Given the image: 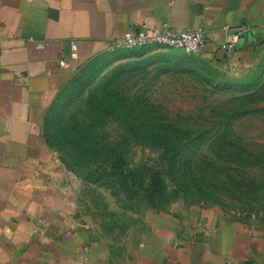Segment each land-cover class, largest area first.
<instances>
[{"label": "crops", "instance_id": "1", "mask_svg": "<svg viewBox=\"0 0 264 264\" xmlns=\"http://www.w3.org/2000/svg\"><path fill=\"white\" fill-rule=\"evenodd\" d=\"M165 23L204 27L202 54L236 71L264 54V0H0V264H264V226L217 206L147 209L112 241L81 221L47 143L51 107L79 67L127 31ZM72 39L80 57L64 68Z\"/></svg>", "mask_w": 264, "mask_h": 264}, {"label": "rangeland", "instance_id": "2", "mask_svg": "<svg viewBox=\"0 0 264 264\" xmlns=\"http://www.w3.org/2000/svg\"><path fill=\"white\" fill-rule=\"evenodd\" d=\"M111 51L45 122L81 221L114 242L147 209L217 206L264 226V54L236 71L164 46Z\"/></svg>", "mask_w": 264, "mask_h": 264}, {"label": "built area", "instance_id": "3", "mask_svg": "<svg viewBox=\"0 0 264 264\" xmlns=\"http://www.w3.org/2000/svg\"><path fill=\"white\" fill-rule=\"evenodd\" d=\"M208 35L204 27L200 26L195 30L172 28L168 23L163 24L162 28H140L129 30L125 35L117 39L114 43L116 48H138L144 46H164L190 55H200L205 51ZM1 41V36H0ZM239 41V35H234L227 40L222 48L233 51ZM80 57V45L75 39L70 42L68 56L60 60L64 68H71V62Z\"/></svg>", "mask_w": 264, "mask_h": 264}, {"label": "trees", "instance_id": "4", "mask_svg": "<svg viewBox=\"0 0 264 264\" xmlns=\"http://www.w3.org/2000/svg\"><path fill=\"white\" fill-rule=\"evenodd\" d=\"M114 55L115 54L112 51H106L96 55L95 57L89 59L87 62L83 63L79 67V70H82L81 74L79 76H74L70 80L68 85L61 91L53 106L51 107L47 119L61 100H63L66 96L72 94L75 89H82L86 86V84H89L93 80V78L105 68V66L110 62L109 60L115 57ZM121 161L122 157L120 156L119 159L116 160V162L113 164V167L115 173H120L123 175L124 173L120 171V168L123 165V162ZM127 174L130 176H134V172H128Z\"/></svg>", "mask_w": 264, "mask_h": 264}, {"label": "water", "instance_id": "5", "mask_svg": "<svg viewBox=\"0 0 264 264\" xmlns=\"http://www.w3.org/2000/svg\"><path fill=\"white\" fill-rule=\"evenodd\" d=\"M250 34L248 32L242 33L239 36V39H249Z\"/></svg>", "mask_w": 264, "mask_h": 264}]
</instances>
